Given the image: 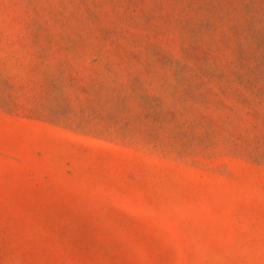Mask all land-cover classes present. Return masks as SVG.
I'll list each match as a JSON object with an SVG mask.
<instances>
[{
	"label": "rangeland",
	"instance_id": "obj_1",
	"mask_svg": "<svg viewBox=\"0 0 264 264\" xmlns=\"http://www.w3.org/2000/svg\"><path fill=\"white\" fill-rule=\"evenodd\" d=\"M0 264H264V0H0Z\"/></svg>",
	"mask_w": 264,
	"mask_h": 264
}]
</instances>
